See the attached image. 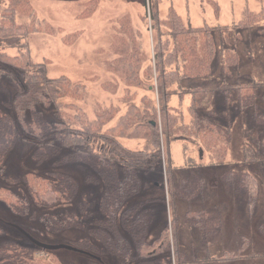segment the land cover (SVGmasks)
Instances as JSON below:
<instances>
[{
  "label": "rangeland",
  "instance_id": "1",
  "mask_svg": "<svg viewBox=\"0 0 264 264\" xmlns=\"http://www.w3.org/2000/svg\"><path fill=\"white\" fill-rule=\"evenodd\" d=\"M91 1L31 0L33 19L25 17L20 21L34 24L37 28L28 36V43L33 60L47 65L48 76H66L73 84L84 85L80 98H65L64 102L74 103L88 120H94L111 106L118 108V117L126 112L131 102L139 104L144 95H152L148 88L127 84L126 68L116 65L119 54L115 49L123 35V28L130 25L139 36L138 44L148 61L152 60L150 55L152 57L154 53L156 31L152 23L151 0H99L94 10L88 13ZM7 5L8 0H0V10ZM263 5L264 0H159L162 33L166 34L169 29L167 17L171 7L188 25L208 24L214 28L216 55L211 80L215 83L189 80L209 87V101L203 111L216 112L218 122L230 126L232 130V143L222 164H211L208 151H202L192 137L184 135L175 140L171 145L176 167L173 196L170 197L166 183L160 184L162 174L158 170L143 178L149 186L125 205L144 204L141 210L151 218L149 241L170 225L174 214L178 241L177 244L171 241L172 264H176L174 256L177 251L181 255V264H264V159H245L246 147H251L253 139L260 135L255 116L264 112V87L259 89L256 106L244 110L238 108L237 92L231 90L236 84L264 82V21L251 28L233 27L243 19L245 10L259 12ZM221 26L230 27L225 48L236 49L240 57L239 66L225 77L222 75L223 44L218 30ZM7 51L13 56L18 55L16 48ZM144 78L150 87L152 79L146 78V75ZM190 81H184L185 88L192 85ZM19 92L18 79L4 74L0 78V108H4L6 103L14 104ZM128 96L135 97V100L126 99ZM179 103L175 97L173 104L177 106ZM189 103L190 96L185 95L181 103L185 124L191 119ZM69 111L73 114L75 110ZM116 121L108 126L116 124ZM123 143L137 149L145 144L139 139H124ZM42 151L32 140H19L5 159L0 173V187L29 196L26 175L57 171L71 175L79 190L71 202L53 206H41L31 199L29 215L15 214L0 201V247L6 243L28 245L34 250L35 260H40L42 264H56L53 260L55 256L35 250L38 246L30 236L49 245H73L88 236L95 221L103 218L100 201L104 184L93 180L97 179V172L92 164L74 160L59 162L68 150L62 149L55 156L39 162L36 155L42 154ZM230 170L249 172L257 179L259 199L252 214L249 213L246 191L227 188L223 174ZM15 178L20 181H11ZM201 211L211 213L206 229L199 228L188 216V213ZM70 216L81 225L72 224L60 229L48 227L51 220L58 222ZM219 216L222 227L219 226ZM55 251L58 254L56 259H60L57 264L98 263L79 251ZM237 255L241 257L234 259ZM103 260L99 264H121L120 258L110 253H106Z\"/></svg>",
  "mask_w": 264,
  "mask_h": 264
},
{
  "label": "trees",
  "instance_id": "2",
  "mask_svg": "<svg viewBox=\"0 0 264 264\" xmlns=\"http://www.w3.org/2000/svg\"><path fill=\"white\" fill-rule=\"evenodd\" d=\"M98 2L91 1L88 13ZM150 7L156 31L154 53L152 57L150 55L152 60L148 61L138 44L139 36L130 25L123 28L115 49L119 54L116 65L125 66L127 84L148 88L152 95H144L139 104L131 102L126 112L118 117V108L111 106L94 120H88L74 103L63 101L65 98H80L84 85L73 84L66 76L50 78L47 65L33 60L28 36L37 28L20 21L25 17L33 19L31 0H8V5L0 10V78L6 74L18 79L20 91L14 104L6 103L0 108V173L5 159L21 139L32 140L43 150L42 154L36 155L39 162L66 149L68 153L59 162L74 160L92 164L97 172V179L93 180L104 184L100 201L103 218L97 219L89 235L73 246L90 253L87 255L97 264L104 262L106 253L119 257L121 264H172L171 241L174 244L178 241L174 214L170 225L149 241L151 218L142 212L144 204L125 205L149 186L143 178L158 170L162 174L160 184L166 183L170 197L173 196L176 167L171 145L175 140L184 135L192 137L202 151H208L211 164L224 163L232 143L231 127L221 125L216 112L203 111L209 101V87L190 81L200 79L211 85L215 83L211 80L216 55L214 28L208 24L188 25L171 7L167 17L169 29L164 34L159 0H151ZM261 21H264V5L259 12L245 10L243 19L233 27L251 28ZM218 30L223 44L222 75L225 77L239 66L240 57L236 49L225 48L230 27L221 26ZM9 48H16L18 55H11L7 51ZM144 75L152 79L150 87ZM186 80L192 83L187 88L183 85ZM263 87L264 82L259 81L232 86L231 90L237 92L238 108L244 110L256 106L259 89ZM185 95L190 96L188 110L191 119L188 124L184 123L181 105ZM175 97L180 102L177 106L173 104ZM126 99L135 100V97ZM70 109L75 110L73 114L69 113ZM115 119L116 124L108 126ZM255 119L260 135L253 139L251 147L245 149L248 161L264 159V112L257 114ZM124 139H139L145 144L139 149L131 148L123 143ZM223 180L231 191H246L249 213L252 214L259 199L257 179L249 172L230 170L223 174ZM25 181L29 196L0 187V201L15 214L29 215L31 199L41 206H53L71 202L79 190L71 175L57 171L30 173ZM170 208L173 210L172 200ZM188 216L199 228H208L210 212L188 213ZM218 218L222 227L221 217ZM72 224L81 225L70 216L58 222L51 220L48 227L60 229ZM35 250L56 258L58 255L55 250L40 247ZM33 251L28 245L6 243L0 247V264H42L35 260ZM180 256L177 251L174 256L176 264H181ZM240 257L237 255L234 259ZM56 258L53 259L56 264L60 263Z\"/></svg>",
  "mask_w": 264,
  "mask_h": 264
},
{
  "label": "water",
  "instance_id": "3",
  "mask_svg": "<svg viewBox=\"0 0 264 264\" xmlns=\"http://www.w3.org/2000/svg\"><path fill=\"white\" fill-rule=\"evenodd\" d=\"M31 240L33 241V243L42 248V249H46V250H58V249H68V250H73V251H79V252H82V253H85V254H90L82 249H79L78 247L76 246H73V245H65V244H61V245H49V244H45V243H42L40 241H38L37 239L31 237ZM91 255V254H90Z\"/></svg>",
  "mask_w": 264,
  "mask_h": 264
}]
</instances>
